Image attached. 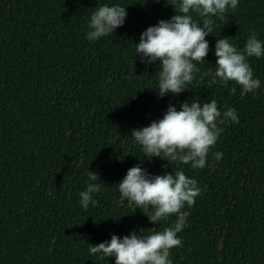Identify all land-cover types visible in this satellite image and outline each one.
Listing matches in <instances>:
<instances>
[{
    "label": "trees",
    "instance_id": "obj_1",
    "mask_svg": "<svg viewBox=\"0 0 264 264\" xmlns=\"http://www.w3.org/2000/svg\"><path fill=\"white\" fill-rule=\"evenodd\" d=\"M177 2L0 0V264H115L114 256L90 254L89 244L171 226L175 215L154 225L147 209L121 201L117 183L137 165L153 176L183 170L201 189L182 209L188 216L172 264H264V56L248 58L261 83L243 98L234 82L201 81V73L215 71L219 38L242 49L255 30L264 43V0H238L235 10L213 17L192 85L159 97L160 62H142L135 43L177 14ZM104 4L125 7V22L90 41L91 14ZM193 99H214L221 113L231 107L239 119L218 125L223 131L205 167L146 156L132 130ZM90 171L101 190L84 209L79 193Z\"/></svg>",
    "mask_w": 264,
    "mask_h": 264
},
{
    "label": "clouds",
    "instance_id": "obj_2",
    "mask_svg": "<svg viewBox=\"0 0 264 264\" xmlns=\"http://www.w3.org/2000/svg\"><path fill=\"white\" fill-rule=\"evenodd\" d=\"M172 6L177 14L170 20H160L157 25L148 27L140 35L139 43H135L136 53L141 56L142 62H160L156 72L159 97L168 93L178 95L192 85L194 74L201 71L197 64L206 60L209 52L206 37L213 32V17L223 18L229 9L235 10L238 0H178ZM193 13L202 20H194ZM126 16V8L120 5L97 7L91 14L87 38L95 41L114 33L123 26ZM215 56V71L209 69L201 73V81L211 77L209 86L221 84L225 88H228L229 82H234L242 89L241 98L260 87L261 82L253 78V70L248 63L250 57L264 56V43L257 38L255 30L251 31L242 49L231 44L227 37L219 38L215 44ZM230 94H236L235 86L230 88ZM228 121L239 123L234 108L229 107L221 113L216 100L201 102L193 99L190 103L183 102L179 111L170 105L162 119L133 129L131 137L146 156L162 158L163 154L172 161L178 160L190 164L193 169H202L210 149L223 131L218 125ZM222 155L214 154L217 160ZM88 178L90 182L86 189L79 193L84 209L93 202V194L101 190L100 184L96 183L100 180L96 172L90 171ZM117 184L121 201L147 209L143 213L154 225L168 221L172 215L176 216V220L171 226L148 235H140L141 230L123 238L113 234L110 241L89 244L90 254L99 253L101 259L114 256L115 264H172L170 250L182 246L177 234L186 227L188 213L182 209L185 205H194L195 198L201 193L197 181L189 178L183 170L153 176L137 165L128 169L123 180Z\"/></svg>",
    "mask_w": 264,
    "mask_h": 264
}]
</instances>
